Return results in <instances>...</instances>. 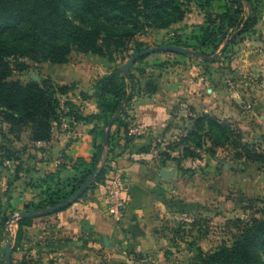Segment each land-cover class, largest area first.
<instances>
[{
	"label": "trees",
	"instance_id": "trees-1",
	"mask_svg": "<svg viewBox=\"0 0 264 264\" xmlns=\"http://www.w3.org/2000/svg\"><path fill=\"white\" fill-rule=\"evenodd\" d=\"M245 1L249 7L247 14L241 11L240 0H226L213 13L210 9L212 0H0V120L7 125V131L0 132L2 137L10 134L18 140L21 130L27 127L29 141H48L53 126L60 125L59 96L67 95L74 88L73 85H60L49 79H31L27 82L12 79L14 72L28 68L27 61L64 64L69 61L70 53L75 51L116 62V58L124 56V51L129 53L130 50L126 58H120L121 64L115 63L109 72L93 81L91 94L88 90L81 92L82 98L95 99L97 112L83 115L67 95L64 102L66 111L62 115L69 117L70 123L95 122L91 130L98 139L94 143V154L89 160L82 157L74 160L72 166L76 175L73 177H60V169L64 167L61 164L58 169L29 179L25 186L37 190L39 199L35 204L26 202L25 211L42 210L62 203L98 167V175L87 190L95 182H103L114 162L116 148L119 154L130 152L136 136L128 130L129 102L136 95L155 93L159 76L153 72L147 74L146 65L139 66L149 54L139 57L127 72L123 71L124 63L144 49L140 43L132 49L128 46L136 35L148 29H167L181 22L188 6L193 4L205 16L204 23L195 25L189 35L174 33L167 43L189 48L207 57L209 55L200 52L198 47L212 45L215 37L219 36L218 45H212V48L225 43L221 52L225 53L229 44L237 37L253 31L257 23L256 8L251 0ZM189 120L191 127H186L185 134L176 143L169 142L162 147L158 151L160 158L195 160L201 157L198 153L201 149L210 156L221 149L227 151L232 160L264 164V134H260L257 141L246 140L236 124L205 112ZM106 129L108 136L103 155L102 137ZM120 129L123 134L118 137ZM178 148L179 155L171 156L170 151ZM148 150L140 149L141 152ZM24 152V148L12 149L0 143V164L5 159L13 160L12 165L6 167L8 171L12 169L13 180L20 178L23 170L21 155ZM256 202L262 206L260 217H234L227 220V227L235 231L230 244L221 243L206 251L197 248L187 264H264L261 254L264 249V198L251 200L250 205ZM12 214L10 204L3 205L0 202V230L3 232ZM37 217L40 216L17 219L12 249L20 245L23 228L30 226ZM133 257L135 262H140L139 254H133ZM25 258L24 253L19 264L31 262Z\"/></svg>",
	"mask_w": 264,
	"mask_h": 264
},
{
	"label": "crops",
	"instance_id": "crops-1",
	"mask_svg": "<svg viewBox=\"0 0 264 264\" xmlns=\"http://www.w3.org/2000/svg\"><path fill=\"white\" fill-rule=\"evenodd\" d=\"M202 16L203 13L195 6L189 7L184 19L170 26L168 30L180 28L177 33L184 34L194 29L193 24L203 21ZM254 28V34L245 40L249 50L246 49V52L234 57L230 69L223 66L216 68L217 63L211 68L203 67L189 54H179L182 56L180 59H171L170 56L174 55L172 52H164L167 56L163 60L184 63L172 64L165 72L145 67L147 74L154 72L159 75L158 90L153 94L136 95L129 102L128 130L131 125H136L140 131L134 135L136 137L130 152L119 154L116 148L114 162L103 182H95L93 187L85 190L83 197L67 208L32 220L27 229L36 236L31 237L33 241L28 243L30 257L27 258L31 260L28 264H132L135 262L133 254H155L158 251L162 240V226L171 222L174 215L191 210L198 211L202 204L199 199L201 197L192 199L178 195L179 184L173 165L181 160L162 159L158 151L171 142L170 140L185 134L182 125L178 124L187 116L186 110L179 107L181 102L189 107V116L191 113L212 112L219 117L232 116V119L238 121L240 113L237 103L234 102L240 100L244 91L250 92L256 97L254 105L263 110L260 118L264 121V90H261V86L255 81L251 83L252 87L244 88L242 82L233 79L227 89L222 85L221 77L246 78L251 82L255 77H264V36H260L264 31L260 23ZM102 64V67L92 66L91 69L80 64L74 65L70 61L50 64L56 66L57 73L48 75L53 76L55 83L73 85L74 88L67 95L78 111L86 115L97 112L98 108L93 97L82 98L81 92L88 90L89 94L92 93L91 85L97 75L109 72L110 66ZM139 66L143 67L142 64ZM71 75L76 77L72 78ZM94 123L73 121L67 128L54 125L48 141H30L29 148L23 153L26 166L32 164V168L23 172L24 177L28 176L26 180L58 169L61 164L64 165L60 169L61 178L76 175L72 166L74 160L77 157L89 160L94 154V143L98 142L95 133L91 132ZM184 126L191 127L189 122ZM122 134L123 130L120 129L118 137ZM142 148L149 150L141 152ZM64 155L67 156L66 159L63 158ZM170 155L177 156L179 152L170 151ZM161 163L164 165L160 166ZM160 169L173 171L172 177L162 178L158 172ZM223 172L231 177L229 171H222L221 174ZM221 174H216V177ZM114 177L120 179L127 198L118 219L109 211L107 195L109 181ZM23 187L28 189L25 184ZM20 196L29 198L27 192ZM102 236L108 238L112 248H105ZM50 258L54 261L49 262Z\"/></svg>",
	"mask_w": 264,
	"mask_h": 264
},
{
	"label": "rangeland",
	"instance_id": "rangeland-1",
	"mask_svg": "<svg viewBox=\"0 0 264 264\" xmlns=\"http://www.w3.org/2000/svg\"><path fill=\"white\" fill-rule=\"evenodd\" d=\"M225 1L226 0H212L210 8L212 13L216 12L217 7L222 6ZM251 2L257 11V23H260L262 31H264V0H251ZM239 3L242 7L241 11L244 12V14H247L249 11L247 2L245 0H240ZM189 7H194V5L190 4L187 9H189ZM189 11L191 12L192 10ZM202 18L203 21L195 24L196 26L204 23L205 16L203 15ZM195 25L193 24L192 26L194 27ZM179 29L180 28H170L169 30L168 28L148 29L144 33L136 35L128 46L132 49L137 43H140L143 46L142 48L168 44L167 42H169L174 33L179 36H184L181 32L177 33ZM190 31L191 30H188L185 35H189ZM254 32L255 28L253 31L237 37L233 43L228 45L225 53H221L225 43L218 46V48H212V45L219 42V36L215 37L212 45L202 46V48L198 47L200 52L209 55L207 57H203L197 52L189 48L188 49L196 54L192 55V57L199 61L203 67L206 66L207 68L209 66L211 68L213 67V64L217 63L218 66L216 65V68L223 66V68L230 69L234 57L241 52H246V49L249 48V45H246L245 40H247L249 36H252ZM260 36H264V34L261 33ZM129 53L124 51V56L121 57L126 58ZM172 54L174 55L170 56L171 59H180L182 57L179 55L180 53L172 52ZM166 56L167 55L164 54V52L151 53L141 64L142 66L146 65L154 70L165 72L172 64L184 63L179 61L166 62L163 60ZM121 57L116 58V62H110L107 59H103L102 57H98L93 54H83L72 51L69 55V61L74 65L80 64L84 67H90V69L92 66L102 67V63L107 64L111 68L115 65V63H122L120 59ZM27 63L29 66L26 70L22 72H14L11 78L22 82H27L31 79L35 81L49 79L50 81L55 82L53 80V76H49L48 73L55 75L57 73V68H55L56 66H51L52 64L50 65L48 62L35 63L27 61ZM166 63L167 65L165 66ZM99 76L100 75H97V77ZM71 77L75 78L76 76L71 75ZM221 77L222 85L225 88L227 87V89L234 81L233 79H235L242 82L244 88L252 87L251 83L256 81V83L261 86V90H264V86L261 83V81L264 80L263 76L255 77L252 82L250 79L247 80L246 78H233L231 76L225 77L224 75ZM241 90L243 91V88H241ZM243 94L244 95L241 96L238 102H234L237 103L240 113L238 121L232 119V116L219 117L217 114L212 112L205 113H210L221 120L231 121L241 128V131L244 132V138L246 140L257 141L258 136L262 133L264 134V121L260 118L263 110L254 105L256 97L250 94V92L246 93L244 91ZM184 110H186L187 116L183 118V121L180 120L181 123L178 122V124L182 125V129L186 132L184 124L186 122L190 123V117L199 115L202 112L195 114L191 113V116H189L188 113L191 112L189 107L185 106ZM234 118H236V116ZM1 130L7 131V125L2 123L0 120V132ZM177 139L170 141L171 143H176L178 141ZM0 143L5 145V147H11L12 149L24 148L26 153V150L29 148L28 143H30L29 129L26 127L21 130L18 140H15L10 134H7L6 137H2L0 135ZM179 151L180 149L178 148L177 152ZM198 153L201 156L199 159H181V162L174 164L173 167L176 170L177 183L179 184L178 190L180 194L178 195H181L184 198L191 197L192 199L201 197L199 198L202 203L200 208L197 212L191 210V212L187 213H177L173 216V220H171V222H167L163 225V230H161L162 240L159 244L158 251L155 254L137 253L141 258L139 264H187L197 248H201L203 251H206L214 249L221 243H231L232 235L235 231L230 230L227 227L226 222L228 219H232L234 217L248 219L252 216H261L259 212L262 207L261 204L256 202L252 206L250 205V201L264 198V164L249 163L242 160H232L230 159V155L227 151L221 149H218L214 156H210L204 149L199 150ZM24 158L25 155H21L23 170L21 172L22 175H20V178L17 180H13L14 173L11 168L10 171L6 170V167L8 168L9 165H12L13 160L5 159L3 160V163L0 164V202L3 203V205L6 203L10 204V209L13 212L11 216L13 217H17L19 213L25 212L24 204L26 202H32L35 204L39 199L37 190L32 188L26 189L23 187L28 181L26 180V178L28 179V176L24 177L23 172L25 169L32 168L30 166L32 164L26 166L27 161H24ZM222 171H229V175L231 177H227L224 172L221 174ZM216 174L218 176L221 174V176L216 177ZM33 177L31 179H33ZM21 189L23 190L21 191ZM23 192L28 193V199L20 196ZM16 221V218L12 220L8 219L5 231L3 232L0 230V264H5L4 247L7 240L10 241L11 264H19V261L24 253L26 254V257H30L28 243L33 241L31 237L36 236V234L31 233L27 229L29 226L23 228V237L22 240H20V245L12 249L17 229ZM26 231H28V233ZM5 233L7 237L6 239ZM26 233L28 238H26ZM261 254L264 259V249L261 250ZM28 259L29 258H25V260ZM48 261L53 262L54 260L50 258ZM132 264L134 263L132 262Z\"/></svg>",
	"mask_w": 264,
	"mask_h": 264
},
{
	"label": "water",
	"instance_id": "water-1",
	"mask_svg": "<svg viewBox=\"0 0 264 264\" xmlns=\"http://www.w3.org/2000/svg\"><path fill=\"white\" fill-rule=\"evenodd\" d=\"M173 52V53H180V54H189V55H196L193 51L189 50L188 48L180 47V46H175L172 44H161V45H156V46H151L144 48L135 54H133L123 65V71L127 72L129 68L133 65V63L139 58L144 55H148L154 52ZM92 92V91H90ZM91 94V93H90ZM107 136H108V129L105 130L103 137H102V146L103 149L106 146L107 143ZM226 167V165H225ZM99 172V167L82 183V185L65 201L62 203H59L55 206L48 207L42 210H31V211H25L21 212L17 215V217L10 216L9 220H12L14 218H22V217H28V216H41V215H47L52 213L53 211H56L58 209H62L64 207L69 206L70 204L74 203L80 195L87 190L89 185L94 181L95 177L98 175ZM159 174L162 178L168 179L172 176L173 171H165L160 169ZM103 244L106 249L112 248V245L108 241V238L106 236H102ZM4 260L5 264H11V258H10V241L7 240L5 247H4Z\"/></svg>",
	"mask_w": 264,
	"mask_h": 264
},
{
	"label": "built area",
	"instance_id": "built-area-1",
	"mask_svg": "<svg viewBox=\"0 0 264 264\" xmlns=\"http://www.w3.org/2000/svg\"><path fill=\"white\" fill-rule=\"evenodd\" d=\"M261 83L264 86V80H262ZM66 99H67V95L59 96V109L61 111L60 126L63 128H67L71 121L69 117L62 115L66 111V108L64 105V102ZM179 106L181 109H184L186 105L184 103H180ZM129 133L132 135L139 134L140 133L139 127L136 125H131L129 129ZM107 195H108V200H109V211L111 212L114 218L118 219L121 216L122 210L124 209L125 203L127 201V198L124 194V189L118 177H114L110 179L109 185L107 188Z\"/></svg>",
	"mask_w": 264,
	"mask_h": 264
}]
</instances>
